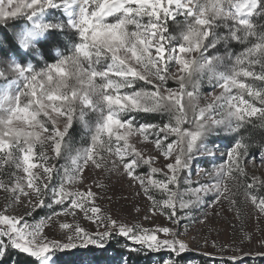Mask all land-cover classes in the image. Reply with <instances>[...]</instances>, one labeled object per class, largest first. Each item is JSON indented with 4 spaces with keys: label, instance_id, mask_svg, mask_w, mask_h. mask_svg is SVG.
<instances>
[{
    "label": "snow or ice",
    "instance_id": "obj_1",
    "mask_svg": "<svg viewBox=\"0 0 264 264\" xmlns=\"http://www.w3.org/2000/svg\"><path fill=\"white\" fill-rule=\"evenodd\" d=\"M24 7L28 25L13 36L44 67L37 71L21 57L0 71V261L15 251L31 258L25 264H53L58 251L102 248L118 234L140 246L132 252L166 250L161 264H182L192 250L190 229L209 226L225 203L238 218L241 203H249L258 222L264 219V178L248 170L249 161L264 169V0H30ZM48 9L66 19L46 20ZM19 13L13 0H0V25ZM59 34L72 39L71 48L41 54L37 45ZM169 79L178 87H167ZM205 79L210 99L201 107ZM145 114H158L159 122ZM74 123L85 130L79 147L69 132ZM256 132L259 157L250 152ZM221 136L224 161L193 173L201 158H217L220 148L210 138ZM97 170L125 177L150 201L147 212L167 223L150 229L103 209L93 187L106 185L86 183L85 172ZM37 209L49 214L28 222ZM81 213L102 230L82 227ZM69 216L72 222L61 219ZM211 231L200 239L218 249L203 253L219 257L213 264L264 258V236L256 251L246 249L253 237L243 224L239 243L220 244Z\"/></svg>",
    "mask_w": 264,
    "mask_h": 264
},
{
    "label": "rangeland",
    "instance_id": "obj_2",
    "mask_svg": "<svg viewBox=\"0 0 264 264\" xmlns=\"http://www.w3.org/2000/svg\"><path fill=\"white\" fill-rule=\"evenodd\" d=\"M30 0H13V5H19L21 7V13L18 14L17 18L14 19L15 25L10 27L8 30H5V34H1L0 32V71H5L8 67V62L10 59H15L18 62L20 61L21 57H24V63L27 64L31 62L36 70L39 71L41 68L44 67V61L41 60L39 57L32 56L30 53H27L24 49H21L19 43L17 45L13 43V33L14 31H18L21 28L28 25L26 20V14L30 11L24 7V4L29 3ZM5 4H7V0H5ZM66 17L63 14L62 10L58 9H48L46 12V20H64ZM111 20V18H108ZM13 21V20H10ZM172 30L174 31L175 35H179L181 27L179 25H173ZM72 39L70 37L64 36L63 34L55 35L47 37L46 39L42 40L40 44L37 45L40 48V53L43 54L45 51H48L50 55L56 56L57 51L66 52L68 49L71 48ZM11 45V46H10ZM41 45H47V47H41ZM55 45V47H53ZM67 45V48L64 46ZM242 48L239 44H233V49L235 51H240ZM8 53V57L5 54ZM51 61H49L50 63ZM39 81V78H38ZM5 83L3 77H0V85ZM143 84V82H140ZM167 87L169 88H177L178 85L176 81L169 79L167 82ZM37 92L41 90L40 83L36 84ZM211 91V86L207 83L206 79L200 86L201 96L199 98L200 106H204L209 102V93ZM152 119V122H159L160 116L158 114H145ZM94 118V117H93ZM144 116L141 117L143 119ZM73 134L76 132L78 133L79 137H72V142L75 147H79L84 141L82 140V136L84 135L85 130L82 128L81 125L74 123ZM133 139H135L133 137ZM211 140H215L216 144L220 148V152L217 153V158L213 161L211 158L203 157L198 162L197 165L193 167V173H195L197 167L203 168H211L213 163L220 164L224 161V158L220 155V153L226 150L227 140L224 136L219 138L212 137ZM260 141L261 137L259 132L254 133V141L252 143V147L250 148V152L255 154L257 157L260 155ZM143 147V144L139 145ZM151 147V146H149ZM60 163H64L63 160ZM163 161H157V166H161ZM248 170L250 174H255L264 178V169L259 168V161H257V167L253 168L251 161L248 163ZM141 172L147 171V169L141 168ZM85 175L88 177L86 181L87 184H91L93 180L102 181L106 188L104 190L97 189L93 187V191L100 192L104 198L98 199L97 203L102 206L103 209L110 212L113 216L118 217L119 219L128 222V223H140L146 228H154L157 224H165L167 223V219L165 216L156 215L152 216L150 212H147V209L150 207V201L146 199L142 194L137 196L136 192L138 189L136 187H130L129 181L121 176L116 174H107L100 172H85ZM193 179L195 180V174H193ZM110 198V199H109ZM242 199V198H241ZM4 198L3 194L0 193V206H3ZM135 207H139L141 212L137 214L135 212ZM15 213L23 215L25 212L24 208H15ZM216 211L220 212V215H210L209 216V226L213 229L210 233V239L216 240L220 244L224 243H239L240 237L242 236L241 231V224H243V232H247L252 235L253 241L252 243H245L244 247L251 248L253 251L257 250V241L264 236V219L257 220L256 211L249 203H241L240 205V218L237 217L236 213L233 210L229 209L227 203L223 205L222 208H217ZM49 214V210L47 209H37L36 212L32 213L31 216H26L28 222L33 223L39 220L41 217H44ZM145 214L149 215L150 219H144ZM61 219H66L68 222L73 221V217H61ZM76 219L79 221L82 227L86 230H89L93 233L102 230L97 223L86 219L83 214H79ZM209 226H204L201 224H195L189 233V243L192 246V250L189 251L184 255V260L182 264H203V260L199 258L202 256L206 259H214L218 260V256H206L203 253H217L218 249H214L209 244L208 247H203V241L200 239L202 236L209 235ZM234 226V227H233ZM49 236L58 238V234L54 231L49 229ZM196 237L197 239L193 240L191 237ZM201 245V247H197V245ZM87 247H93L98 249L102 252L101 255H104L107 252V259L108 262L105 260H101V262H94V259L91 256H87L86 254L82 256L81 260L78 264H161V258L167 255L166 250L160 253L152 252L148 250L146 247L138 252H132L129 249L132 247L139 248V245L133 244L132 241L128 240L126 237L120 236L118 234H113L111 238H109L104 247H98L96 245H88ZM83 246H78L74 249H68L65 251L70 250H77L80 248H87ZM64 251H58L53 257V264L58 263V256L59 253ZM135 253V254H130ZM230 254V253H229ZM138 256L141 257L142 260L139 262L134 260H130V256ZM255 259L257 257H250ZM213 261H210V264ZM264 264V262L262 263Z\"/></svg>",
    "mask_w": 264,
    "mask_h": 264
},
{
    "label": "trees",
    "instance_id": "obj_3",
    "mask_svg": "<svg viewBox=\"0 0 264 264\" xmlns=\"http://www.w3.org/2000/svg\"><path fill=\"white\" fill-rule=\"evenodd\" d=\"M15 24H16L15 21H9L7 26L0 25L1 34L4 35L5 30H8L10 27L14 26ZM12 41L15 45H17V41L15 39H13ZM5 56L8 57V53H6ZM73 130L74 129L72 128L69 130L70 135H72V137H75V138L79 137L77 132L73 134L74 132ZM85 254L87 256H91L94 259V262H101L102 259L105 260V262H108V259L106 257L107 252H105L104 255H101L102 252L100 250L95 249L93 247H87L84 249L80 248L77 250H70V251H64V252L59 253V255H57L58 263L59 264H78L82 256ZM130 254H135V253H130ZM133 258H135L134 260L138 262L142 260L141 257L135 256V255L132 257L130 256V260H132ZM199 258L203 260V264H210L211 260L214 261V259H206L202 256H199ZM26 259H31V258H27L25 254L16 253L15 251H13L11 255L7 256L3 261H0V264H25ZM263 262H264V258L262 257H257L255 259H252V258L248 259V264H262ZM211 264H213V262Z\"/></svg>",
    "mask_w": 264,
    "mask_h": 264
}]
</instances>
